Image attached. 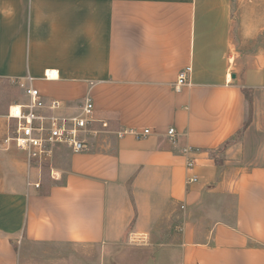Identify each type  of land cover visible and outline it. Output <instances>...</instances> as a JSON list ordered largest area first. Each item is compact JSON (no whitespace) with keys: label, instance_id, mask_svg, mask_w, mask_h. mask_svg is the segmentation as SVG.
Masks as SVG:
<instances>
[{"label":"crops","instance_id":"crops-1","mask_svg":"<svg viewBox=\"0 0 264 264\" xmlns=\"http://www.w3.org/2000/svg\"><path fill=\"white\" fill-rule=\"evenodd\" d=\"M27 76L64 115L89 93L108 128L86 151L55 145L42 175L0 122V264L132 237L155 264H264V0H0V116Z\"/></svg>","mask_w":264,"mask_h":264},{"label":"built area","instance_id":"built-area-1","mask_svg":"<svg viewBox=\"0 0 264 264\" xmlns=\"http://www.w3.org/2000/svg\"><path fill=\"white\" fill-rule=\"evenodd\" d=\"M191 66H186L178 73L175 91H180L182 86L189 83ZM45 77L48 78L45 73ZM33 78L27 76L18 86L22 89L26 99L10 105L5 115L0 116V122L6 123V131L2 143L6 149L16 148L25 152L27 157L36 163L49 162L53 156V147L57 144L68 146L73 153L86 151L90 147V138L97 137L101 130L108 128L105 120L94 116V104L89 93L84 96L83 103L77 113L64 115L60 113L65 104L56 99L45 100L40 91L32 85ZM99 127L94 128L93 124ZM127 130L118 132L123 135ZM149 133L144 129L142 134ZM167 134L173 138L174 128L170 127ZM190 148H185V153ZM195 164L193 158L186 161L185 177L186 185H192L199 181L196 174L192 173ZM38 186V184H35ZM184 208V205H181Z\"/></svg>","mask_w":264,"mask_h":264},{"label":"rangeland","instance_id":"rangeland-1","mask_svg":"<svg viewBox=\"0 0 264 264\" xmlns=\"http://www.w3.org/2000/svg\"><path fill=\"white\" fill-rule=\"evenodd\" d=\"M15 85V84H14ZM16 86V85H15ZM14 87V86H13ZM21 93L15 94L17 98H23L22 89L17 86ZM5 92V89L0 85V96ZM2 97H0L1 99ZM51 159L49 162L41 163L40 170L43 174H51L52 167ZM50 183V179L46 180ZM61 251L62 259L68 260L75 264H155L152 263L155 254V247L151 245H143L140 239L132 237L126 244L114 245L108 247L99 246H75L62 245L58 247Z\"/></svg>","mask_w":264,"mask_h":264},{"label":"trees","instance_id":"trees-1","mask_svg":"<svg viewBox=\"0 0 264 264\" xmlns=\"http://www.w3.org/2000/svg\"><path fill=\"white\" fill-rule=\"evenodd\" d=\"M245 97H246V100L248 102V116L246 118V121L244 122V125H243V128L238 132V134L236 135V137H238L243 129L247 126L248 122H249V119H250V115H251V93H250V90L248 88H243L242 89ZM229 143H231V140H228L226 142H224V144H222L220 147H218L215 151H214V154H213V158L216 162L217 165H221V158L219 156V153H221L223 151V149L229 145Z\"/></svg>","mask_w":264,"mask_h":264},{"label":"bare ground","instance_id":"bare-ground-1","mask_svg":"<svg viewBox=\"0 0 264 264\" xmlns=\"http://www.w3.org/2000/svg\"><path fill=\"white\" fill-rule=\"evenodd\" d=\"M48 71V70H47ZM55 73V72H54ZM47 76H49V77H51V76H53V72H47ZM54 76H56V74L54 75ZM58 177V176H57Z\"/></svg>","mask_w":264,"mask_h":264}]
</instances>
